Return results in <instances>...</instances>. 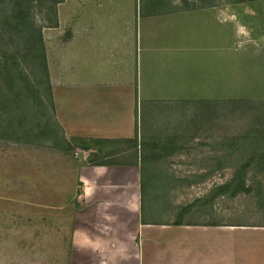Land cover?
I'll return each mask as SVG.
<instances>
[{"label":"crops","instance_id":"obj_1","mask_svg":"<svg viewBox=\"0 0 264 264\" xmlns=\"http://www.w3.org/2000/svg\"><path fill=\"white\" fill-rule=\"evenodd\" d=\"M95 8L71 22L55 58L63 69L47 74L66 146L49 152L48 175L56 188L70 186L62 194L74 207L48 264H264L263 231L242 222L222 229L181 208L186 167L200 155L185 149L179 126L185 111L215 97L228 71L218 68L217 32L172 19L210 8L149 14L134 6L131 21L124 14L107 31L90 22Z\"/></svg>","mask_w":264,"mask_h":264},{"label":"rangeland","instance_id":"obj_2","mask_svg":"<svg viewBox=\"0 0 264 264\" xmlns=\"http://www.w3.org/2000/svg\"><path fill=\"white\" fill-rule=\"evenodd\" d=\"M134 6L149 14L210 8L212 15L172 19L217 32L218 68L228 71L215 97L185 111L179 126L185 149L200 155L195 168L186 167L181 208L193 209L194 220L215 218L222 229L242 222L264 232V0H0V264L53 262L55 231L63 236L73 225L71 194H62L70 186L56 188L48 175L49 152L66 146L57 138L47 77L50 67L63 69L55 58L71 22L99 7L90 22L107 31L124 14L131 21Z\"/></svg>","mask_w":264,"mask_h":264}]
</instances>
